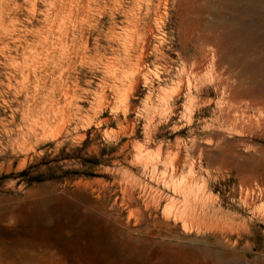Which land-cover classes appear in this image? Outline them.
<instances>
[{
	"label": "rangeland",
	"instance_id": "obj_1",
	"mask_svg": "<svg viewBox=\"0 0 264 264\" xmlns=\"http://www.w3.org/2000/svg\"><path fill=\"white\" fill-rule=\"evenodd\" d=\"M204 257L264 264V0H0V264Z\"/></svg>",
	"mask_w": 264,
	"mask_h": 264
},
{
	"label": "bare ground",
	"instance_id": "obj_2",
	"mask_svg": "<svg viewBox=\"0 0 264 264\" xmlns=\"http://www.w3.org/2000/svg\"><path fill=\"white\" fill-rule=\"evenodd\" d=\"M74 13V12H73ZM74 17V16H73ZM250 191V190H249ZM176 221V220H175ZM112 236V235H111ZM118 236V235H117ZM113 238V237H112ZM121 238V237H120ZM112 241L118 242V237L113 238ZM128 242V241H127ZM124 244V243H123ZM122 244V245H123ZM142 244V243H141ZM133 245V244H132ZM127 253L134 254L136 251L135 249L128 250V248H125V246L122 247ZM144 248V246H143ZM147 248V247H146ZM165 251V250H164ZM140 252V251H139ZM149 253V252H148ZM166 255V254H165ZM170 256L172 257L173 261H181L183 259H191L193 257V253L185 252L184 250H177L174 251V253H171ZM163 258V257H162ZM167 258V257H166ZM164 259V258H163ZM169 261V260H168ZM206 261V258H201V263L204 264ZM190 262V261H189ZM167 263V262H166ZM187 263V262H186Z\"/></svg>",
	"mask_w": 264,
	"mask_h": 264
}]
</instances>
